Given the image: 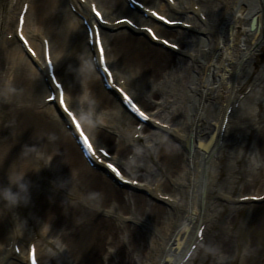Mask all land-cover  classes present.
<instances>
[{
  "label": "bare ground",
  "instance_id": "obj_1",
  "mask_svg": "<svg viewBox=\"0 0 264 264\" xmlns=\"http://www.w3.org/2000/svg\"><path fill=\"white\" fill-rule=\"evenodd\" d=\"M141 1L189 30L169 28L129 0H0V105L8 91L22 102L13 99L0 125V189L10 176L29 183L18 207L0 199V264H29L31 243L40 264H264L263 238H254L264 206L242 222L237 215L250 203L241 197L262 194L239 190L264 189V0ZM24 2L36 56L17 35ZM92 3L108 21L100 31L113 77L149 113L147 122L106 87L84 23L96 21ZM125 16L138 17V28L115 24ZM146 25L179 50L153 40ZM45 39L68 105L95 147L116 154L137 185L115 182L105 161L102 171L91 166L66 114L47 101L54 86ZM11 121L16 134L4 141ZM38 173L49 179L39 182ZM203 224L211 241L204 252Z\"/></svg>",
  "mask_w": 264,
  "mask_h": 264
},
{
  "label": "snow or ice",
  "instance_id": "obj_2",
  "mask_svg": "<svg viewBox=\"0 0 264 264\" xmlns=\"http://www.w3.org/2000/svg\"><path fill=\"white\" fill-rule=\"evenodd\" d=\"M133 2H135V0H133ZM139 7L143 8L144 5L143 3H141L139 5ZM150 15L152 17H156L158 20L160 21H164L167 24H178L180 23V21L175 20V19H167L165 16H161L158 12L155 11H151L150 9L148 10ZM93 12L95 14V16L97 18H99L100 22L102 24H108V21L104 18L103 14L95 8V6H93ZM134 20L139 23V18L138 17H134L132 19L127 18V16H125V18L123 19H117L115 20V24L116 25H131V26H135L134 25ZM20 24H21V30H20V39L23 41V43L25 44V46H28V40L24 37L23 35V24H24V18L21 17L20 18ZM146 32H148L149 34H151L153 36V38H158L156 37L155 32L153 31L152 28H146L145 29ZM93 32L95 34V39L93 41L94 45L98 47L99 49V64L102 68L103 73L106 74V77L112 81L113 85L116 83L112 71L110 70L108 63H107V59H106V50L104 47V43H103V38L101 36V31L99 27H96L93 29ZM164 44L169 45V47L173 48V49H178L180 47L179 44L177 43H171L168 40L163 41ZM33 56L36 55V53L29 47L28 49ZM47 64L49 66L52 65V59H51V51L49 50L48 55H47ZM53 79L55 80V77H53ZM56 88L59 89V97H58V102L60 105L63 106L64 111L67 112L69 115L72 116V120L75 123V128L77 130H79V135L81 137H83V141L84 144L88 147V149L90 151H92L93 155H95V151L93 150V145L91 144L89 138L85 135L83 128L80 125V122L78 120H76V117L69 112V107L65 101V92L63 90V86L61 85V83L59 81H56L55 83ZM118 91L120 92V94L122 95V98L124 101H126L129 105L132 106L133 111L137 112L141 117H143L144 119H148V116L145 114V112L141 111V109L133 103V97H131L123 88L118 89ZM49 101H53L55 102L57 100V97L54 96H49L48 97ZM157 123H159L157 121ZM164 127H167V125H165ZM102 154L107 157L108 153L107 152H103V150H101ZM108 167L110 169H112L113 172H115L118 176H121V173L119 171V169L113 165V164H109ZM121 179H123V177L121 176ZM249 197H244V199H248ZM255 199H259L260 197H254ZM198 235L203 236L204 235V230L200 229ZM124 239L127 241L128 237L125 236ZM192 247L195 248L196 245L195 243L192 244ZM17 251H19V249H17ZM189 256H191V253H188ZM30 259H31V264H38V258H37V250L35 248V246L33 245L31 248V253H30Z\"/></svg>",
  "mask_w": 264,
  "mask_h": 264
},
{
  "label": "rangeland",
  "instance_id": "obj_3",
  "mask_svg": "<svg viewBox=\"0 0 264 264\" xmlns=\"http://www.w3.org/2000/svg\"><path fill=\"white\" fill-rule=\"evenodd\" d=\"M7 1V0H6ZM9 1V0H8ZM7 1V2H8ZM88 7V6H87ZM88 9H89V7H88ZM12 91H8V93H7V95H6V99L3 101V103H1V105H0V125H3V123H4V117H5V114L9 111V108H10V106L13 104L12 103V101H13V99L15 100V105H17V104H21L22 102L19 100V98L18 99H16L17 98V95L16 94H13V92L11 93ZM12 103V104H11ZM14 105V104H13ZM81 108H83V106L81 105ZM8 114V113H7ZM6 114V115H7ZM11 125V126H10ZM13 125H15L14 123H13ZM13 125H12V121H11V124L9 123V126L8 127H11L10 129H6L5 131H4V135H3V140L4 141H8V139H9V137H10V135H13V134H16V133H13ZM16 128H18V126H16L15 127V130H16ZM2 139V138H1ZM26 142V141H25ZM32 141H27V143H25L24 144V147H25V150L27 151V150H30L31 148H32ZM49 179V177H46V176H44V175H41L40 173H38V181L40 182L41 180H48ZM46 185H48V184H46ZM44 187H45V185H44ZM260 190V191H259ZM247 192H256V193H261V192H263L264 191V189H260L259 187H256V188H251V189H249V190H246ZM242 192V191H241ZM264 204V203H263ZM263 204H261L260 206H264ZM250 207H251V209H250ZM254 208H255V205H247V206H245L237 215L239 216V220H238V222L239 221H241L242 222V220H245L246 218H245V216L247 215V213H248V211H249V209L252 211V210H254ZM262 208H264V207H262ZM26 212H28L29 213V211H30V209L28 208V209H26L25 210ZM263 211V210H262ZM228 212V210H226L223 214H222V218L221 219H224L225 217H226V213ZM13 213H16V212H13ZM259 221H258V223H260L261 225H263V227H264V214L263 215H260V218L258 219ZM219 224H218V228H219ZM223 226H224V224H223ZM46 228V227H45ZM33 229V228H32ZM44 229V228H43ZM260 232H261V234H260V232H259V234H260V236L259 237H254V238H263V241H264V229L263 230H259ZM210 232L211 233H213V235H214V233H215V228H213V230H212V228L210 229V231H209V235H210ZM208 238H210L209 236H207ZM209 240V241H208ZM207 240V244H209V242H210V239H208ZM44 247V246H43ZM49 250H51V248L49 247Z\"/></svg>",
  "mask_w": 264,
  "mask_h": 264
},
{
  "label": "clouds",
  "instance_id": "obj_4",
  "mask_svg": "<svg viewBox=\"0 0 264 264\" xmlns=\"http://www.w3.org/2000/svg\"><path fill=\"white\" fill-rule=\"evenodd\" d=\"M10 185L0 189V199H2L9 207H18L22 201H27L29 196V183L24 176H10ZM15 186V189L12 187Z\"/></svg>",
  "mask_w": 264,
  "mask_h": 264
}]
</instances>
